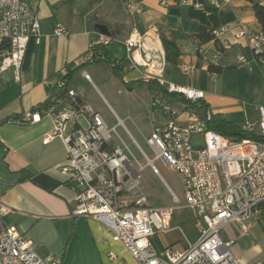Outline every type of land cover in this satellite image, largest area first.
<instances>
[{"label":"crops","instance_id":"obj_1","mask_svg":"<svg viewBox=\"0 0 264 264\" xmlns=\"http://www.w3.org/2000/svg\"><path fill=\"white\" fill-rule=\"evenodd\" d=\"M27 1L38 11L40 38L34 43L29 65L23 66L20 82L14 79L11 71L0 76V123L45 102L50 96L47 88L58 84L71 71L68 89L74 90L82 103L91 106L84 95L71 86L77 70L87 64L84 60L91 46L121 62L125 68L121 76L123 83L134 92L135 87L130 85L143 80L144 72L128 66L124 40L133 30L143 34L154 29L160 33L165 61L163 77L167 82L203 91L208 111L223 114L229 121L243 124L257 120L259 104L255 107V120L249 121L248 108L238 104L233 96L234 69L238 65L249 66L251 77H264V59L259 61L253 56L246 37H235L241 26L251 32L262 31L248 1ZM258 2L264 4V0ZM97 23L106 24L114 37L105 42L95 28ZM199 26L210 31L230 26L231 29L222 36V41L226 42L221 44L223 49L219 50L214 41L200 44L196 36ZM58 27H63L66 32L56 35L54 31ZM240 57L245 61H240ZM209 63L222 67V72L211 74ZM185 66H190L191 72L184 71ZM82 69L83 75L88 73L84 67ZM113 74L116 75L114 71ZM86 80L116 115L111 103H116L113 96L108 93L111 98L108 99L91 76ZM148 91L151 96L152 91ZM69 107L71 98L68 95L59 100L57 110ZM40 112L42 116L37 122L18 124L9 121L0 125V196L10 207L3 222L17 225L43 258L61 259L62 264H135L102 222L72 215L75 190L62 173L67 157L66 145L58 137L43 142L53 129L54 120L45 110ZM185 118L186 115H182V119ZM78 121L85 126V119ZM72 127L73 124L69 125V130ZM197 139L195 136L194 140ZM185 207L195 219L193 211ZM173 230L159 233L163 240L160 249L156 247L159 236L153 238L158 250L169 245L183 249L199 238L197 231L188 243L176 242L174 238L169 243L166 238ZM222 236L225 241H233L230 249L244 264H255L253 258L264 254V226L257 221L247 233H241L238 224L231 223L225 227Z\"/></svg>","mask_w":264,"mask_h":264},{"label":"built area","instance_id":"obj_2","mask_svg":"<svg viewBox=\"0 0 264 264\" xmlns=\"http://www.w3.org/2000/svg\"><path fill=\"white\" fill-rule=\"evenodd\" d=\"M230 29L224 26L213 30V35L222 44V36ZM65 32L63 27L54 31L56 35ZM101 36L105 42L111 39ZM235 37H246L253 56L259 61L264 59L262 31L251 32L241 26ZM39 38L40 17L35 7L27 0H0V76L11 71L20 82L29 44L32 40L38 43ZM124 43L128 66L143 69L145 80H155L169 93L182 94L192 102L204 99L203 91L164 79V53L157 29L143 34L133 30ZM91 56L92 52L87 53L85 60ZM240 61L245 58L240 57ZM191 70L190 66L184 67L188 73ZM84 76L90 80L88 73L84 72ZM68 95L71 107L45 110L52 116L54 126L43 142L58 137L66 145L62 173L75 190L73 216L102 222L135 264H244L230 249L233 241H225L222 232L231 223L238 224L241 233H247L254 221L264 226V103L257 107L255 122L241 124L242 130L257 138L239 139L208 129L204 114L173 101L162 91H152V132L145 137L155 153L152 159L121 119L110 129L99 111L77 102L74 90L68 89ZM182 115L186 118L182 119ZM41 116L40 110L25 114L31 122L39 121ZM81 117L86 127L78 121ZM118 125L125 127L147 161L145 165L132 155L117 132ZM195 136L198 146L193 142ZM157 158L181 174L185 205L195 216L199 238L183 249L169 245L158 250L152 241L157 234L172 230L174 210V206L150 205L140 188L141 171L146 166L159 174ZM166 186L178 204L180 198ZM9 212L10 207L0 196V264H62L61 259L43 258L17 225L4 223ZM110 256L115 257L113 253Z\"/></svg>","mask_w":264,"mask_h":264},{"label":"rangeland","instance_id":"obj_3","mask_svg":"<svg viewBox=\"0 0 264 264\" xmlns=\"http://www.w3.org/2000/svg\"><path fill=\"white\" fill-rule=\"evenodd\" d=\"M83 67L108 99L110 98L108 95L109 93L116 100V103L110 100L112 107L116 111V115L109 106L104 103V100L100 97L92 84L84 78L82 73ZM83 67L77 70L71 82V86L74 87L77 92L80 91L91 106L101 113L110 129L118 124L119 117L136 142L143 148L149 157L154 159L155 153L148 146L145 138L149 137L152 132V111L149 106L150 94L148 89L144 87H135L134 92L129 91L127 86L123 83L122 78L115 73L114 69L104 60L88 63ZM244 67L248 71L244 69ZM113 71L116 75L113 74ZM250 71L249 66L243 64L238 65L237 69H234L233 96L238 104L246 105L249 110L248 120L253 121L257 116L255 111L256 105L264 103V77H260L259 75L258 79L251 77ZM253 71H256L255 67H253ZM129 93L131 94L128 95ZM83 120L84 119L81 117V121ZM83 122L84 125L87 126L86 122ZM124 126L118 125L117 132L127 143L132 155L135 156L142 165H145L147 161L139 152ZM113 135L116 137L115 133H113ZM194 144L196 146L199 145L197 141L194 142ZM155 165L159 174H154L149 166H146L141 171L140 188L147 195L150 205L158 207L174 206L171 226L174 230L172 234L167 235V241L170 243L174 238L176 242L180 241L182 244L188 243V240L193 239V235L196 234L198 230L195 226L194 217H192V214L185 207L182 176L173 168L168 167L163 160L159 158L155 159ZM166 184H168L180 198L178 204L173 202V196ZM157 235L159 239L156 240L158 245L156 247L160 249L161 246H159V244L163 240L161 234ZM253 263L264 264V254L255 259L253 258Z\"/></svg>","mask_w":264,"mask_h":264},{"label":"trees","instance_id":"obj_4","mask_svg":"<svg viewBox=\"0 0 264 264\" xmlns=\"http://www.w3.org/2000/svg\"><path fill=\"white\" fill-rule=\"evenodd\" d=\"M248 1L255 14L256 17L261 24L262 27V32L264 33V4H261L258 2V0H246ZM114 37V33L112 34ZM197 38L200 41V44H204L210 41H214L215 45L219 48V50H222L223 47L221 46L220 42L218 39H216L213 35V31L208 30L204 26H199L198 27V32L196 34ZM34 49V41L32 40L29 44L27 53H26V58L24 62V67H27L30 63V59L33 53ZM92 52V56L89 59H86L84 61V64L96 62L97 60H104L106 61L111 68L114 69L115 73H117L120 77L124 75L125 73V68L121 65V62L117 61L111 54L106 53V52H100L97 49L90 47L87 51V53ZM264 55V54H263ZM208 71L213 74L217 73L220 74L222 72V67L216 66L213 63H209L208 65ZM72 71L66 74L60 82H64L65 85H60V82L53 87H48V92L50 93V96L48 99L41 103L38 104L34 107L31 108V110L28 112L29 114H33L38 110H49L51 108L57 109L58 102L61 98L67 97L68 96V85L69 81L71 79ZM132 87H147L151 91L159 90L162 91L164 94H167L172 98L173 101L178 102V103H184L188 105L191 109L196 110L200 114H204L207 119V127L208 129L214 130L220 134H223L225 136L231 137V138H257L253 133L244 131L241 129V124L239 122L235 121H229L227 120L223 114H213L208 111V105L205 102V100L199 99L197 102H192L190 100H187L185 96L182 94L178 93H169L163 86H160L155 80H137L131 83ZM77 102H81L77 98ZM26 113H21V114H14L5 120H3L1 124L7 123L9 121L18 123V124H26L30 120L29 118H25Z\"/></svg>","mask_w":264,"mask_h":264},{"label":"water","instance_id":"obj_5","mask_svg":"<svg viewBox=\"0 0 264 264\" xmlns=\"http://www.w3.org/2000/svg\"><path fill=\"white\" fill-rule=\"evenodd\" d=\"M95 28L102 34L108 37H112V32L110 31L109 27L103 23H97Z\"/></svg>","mask_w":264,"mask_h":264}]
</instances>
